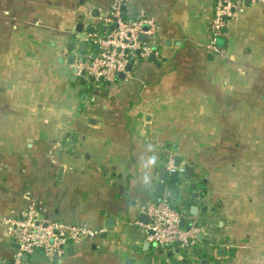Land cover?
<instances>
[{"label": "crops", "instance_id": "obj_1", "mask_svg": "<svg viewBox=\"0 0 264 264\" xmlns=\"http://www.w3.org/2000/svg\"><path fill=\"white\" fill-rule=\"evenodd\" d=\"M114 2L0 0V219L34 207L97 232L25 263L264 264V3L228 22L217 55L213 0H130L153 53L104 85L74 65ZM175 159L191 172L171 182ZM162 199L202 227L185 249L140 231ZM14 253L0 225V260Z\"/></svg>", "mask_w": 264, "mask_h": 264}, {"label": "built area", "instance_id": "obj_2", "mask_svg": "<svg viewBox=\"0 0 264 264\" xmlns=\"http://www.w3.org/2000/svg\"><path fill=\"white\" fill-rule=\"evenodd\" d=\"M130 0H115L110 12L102 21L107 32L92 37L98 45L94 57L90 54L75 62L77 75L104 85L113 84L120 74H127L126 67L140 60H146L153 53L150 43L139 40L140 36L152 39L155 24L140 12L135 18L125 16L124 10ZM246 3L257 5L264 0H213L212 17L209 24V49L214 54L222 52L217 48L220 38L231 20L235 19ZM183 170L179 169L178 173ZM147 223L140 225L145 240L155 246L172 250L187 248L202 233L196 220L185 211L176 210L167 200L148 204L145 208ZM15 246L10 260H0V264H26L22 256L41 253L47 260L61 257L68 245H77L93 239L97 232L78 222L63 223L45 220L40 213L30 207L17 217L0 219Z\"/></svg>", "mask_w": 264, "mask_h": 264}, {"label": "water", "instance_id": "obj_3", "mask_svg": "<svg viewBox=\"0 0 264 264\" xmlns=\"http://www.w3.org/2000/svg\"><path fill=\"white\" fill-rule=\"evenodd\" d=\"M144 36H140V38H139V40L140 41H144ZM94 48L95 49H98V45H95L94 46ZM95 55V54H94ZM94 55L92 56V57H94ZM130 69V64L126 67V70L128 71ZM123 76H124V74H120L118 77L119 78H123ZM173 168H174V172H171V174H170V181L171 182H175L176 181V179H177V177H178V173H177V170L178 169H180V160L179 159H175V161H174V164H173ZM184 174L185 175H189L190 174V172H191V169L189 168V167H187V166H184ZM164 173V171H162L161 172V174H163ZM164 178H162V180H163ZM160 187V186H159ZM162 190H161V188L159 189V192H161ZM28 260V257L26 256V255H23L22 256V261L23 262H26Z\"/></svg>", "mask_w": 264, "mask_h": 264}, {"label": "trees", "instance_id": "obj_4", "mask_svg": "<svg viewBox=\"0 0 264 264\" xmlns=\"http://www.w3.org/2000/svg\"><path fill=\"white\" fill-rule=\"evenodd\" d=\"M171 205H173V207L178 210V211H185L186 212V204H183V206H178V205H174L173 203H171L169 200H167ZM188 215V213H187Z\"/></svg>", "mask_w": 264, "mask_h": 264}]
</instances>
